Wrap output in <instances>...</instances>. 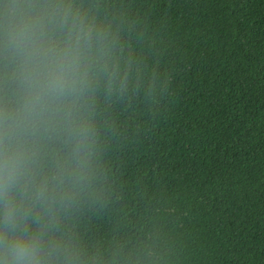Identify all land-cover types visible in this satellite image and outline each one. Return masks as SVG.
<instances>
[{"label": "trees", "instance_id": "obj_1", "mask_svg": "<svg viewBox=\"0 0 264 264\" xmlns=\"http://www.w3.org/2000/svg\"><path fill=\"white\" fill-rule=\"evenodd\" d=\"M92 2L140 71L98 99L107 197L76 232L155 264H264V0Z\"/></svg>", "mask_w": 264, "mask_h": 264}, {"label": "clouds", "instance_id": "obj_2", "mask_svg": "<svg viewBox=\"0 0 264 264\" xmlns=\"http://www.w3.org/2000/svg\"><path fill=\"white\" fill-rule=\"evenodd\" d=\"M139 71L92 0H0V264H155L147 244L93 248L74 227L107 197L98 99Z\"/></svg>", "mask_w": 264, "mask_h": 264}]
</instances>
